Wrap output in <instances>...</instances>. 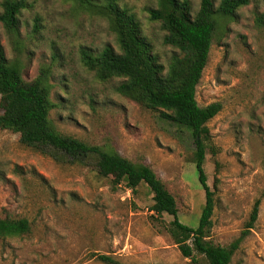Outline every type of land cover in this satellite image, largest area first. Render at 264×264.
Listing matches in <instances>:
<instances>
[{
    "label": "rangeland",
    "instance_id": "rangeland-1",
    "mask_svg": "<svg viewBox=\"0 0 264 264\" xmlns=\"http://www.w3.org/2000/svg\"><path fill=\"white\" fill-rule=\"evenodd\" d=\"M111 1L136 15L159 61L168 64L176 49L164 43L161 22L150 19L158 0ZM190 1L196 13L200 0ZM26 2L18 33L0 20V44L10 61H20L26 80L50 69L54 125L151 166L176 197L179 219L198 226L206 196L191 131L122 95L123 78L100 80L81 59L83 49L120 51L110 19L75 0ZM197 98L202 106L223 103L208 123L204 167L216 203L208 239L221 245L237 239L261 198L259 218L232 264H264V0L223 19ZM153 196L145 183L134 192L91 165L57 160L21 143L19 133L0 129V218L31 223L30 232L0 240V264H105L99 253L128 264H207L202 256L195 263L182 254L166 228L174 217L157 216Z\"/></svg>",
    "mask_w": 264,
    "mask_h": 264
},
{
    "label": "trees",
    "instance_id": "trees-1",
    "mask_svg": "<svg viewBox=\"0 0 264 264\" xmlns=\"http://www.w3.org/2000/svg\"><path fill=\"white\" fill-rule=\"evenodd\" d=\"M82 7L98 9L110 19L120 51L108 45L101 51L83 49L84 65L100 80L123 78L117 90L144 107L159 110L161 116L191 131L195 145L194 160L199 180L205 190L206 203L198 226L179 219L177 199L156 171L146 163L133 161L117 150L91 144L59 131L50 118L54 107L51 100L50 69L42 67L33 80H26L20 61H10L0 44V129L20 134V141L57 160L91 165L116 185L125 182L134 192L145 183L153 192L152 211L157 216L174 217L167 230L186 258L195 263L202 256L207 264H232L241 242L254 228L259 218L261 198L252 208L241 235L228 245L208 239L215 212L214 190L208 184L205 161L211 145L208 123L223 109L221 101L200 105L197 87L209 62L215 33L223 19L233 18L239 8L252 0H200L194 13L190 0H158L159 6L150 9V19L159 21L166 31L164 43L176 49L168 64L159 61L153 44L144 34L141 22L127 8L109 0H75ZM0 20L10 33H18L19 15L27 6L26 0H4ZM31 223L25 217L0 218V240L30 232ZM105 264H128L111 254L99 253Z\"/></svg>",
    "mask_w": 264,
    "mask_h": 264
}]
</instances>
